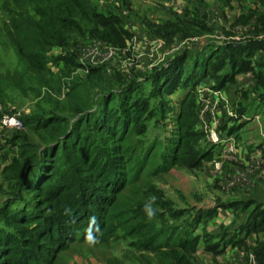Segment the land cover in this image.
Returning <instances> with one entry per match:
<instances>
[{
  "label": "trees",
  "instance_id": "1",
  "mask_svg": "<svg viewBox=\"0 0 264 264\" xmlns=\"http://www.w3.org/2000/svg\"><path fill=\"white\" fill-rule=\"evenodd\" d=\"M3 8L18 55L36 68L45 49L68 44L70 36L63 29L84 33L77 19L89 17L90 10L86 0H6ZM165 37L171 38L169 33ZM260 47L264 42L226 46L210 52L201 66L197 60L186 64L189 56L183 53L153 69L144 80L152 86L149 94L140 84L124 83L91 104L79 96L76 84L68 86L69 117L51 110L40 115L41 122L33 126L40 143L23 141L13 166L3 171L8 190L0 185V194L7 195L0 202V264H56L76 243L106 244L118 238L131 239L139 252L196 251L200 236L194 233L216 211L192 214L174 208L154 179L173 168L193 171L211 159V151L201 149L204 134L196 130L195 87L210 77L215 87L223 88L238 73L253 71L250 58ZM255 78L264 88L262 73ZM180 90L175 112L165 99ZM170 113L175 117L173 136L166 142L148 140L150 121ZM18 132L12 141L20 138ZM153 196L156 215L149 219L144 205ZM235 206L250 210L238 237L264 230V205H230ZM169 220L178 226L163 240L158 224ZM241 243L237 239L235 244ZM256 253L264 264V252Z\"/></svg>",
  "mask_w": 264,
  "mask_h": 264
},
{
  "label": "rangeland",
  "instance_id": "2",
  "mask_svg": "<svg viewBox=\"0 0 264 264\" xmlns=\"http://www.w3.org/2000/svg\"><path fill=\"white\" fill-rule=\"evenodd\" d=\"M4 1L6 0H0V104L2 110L12 111H3L1 116L19 113L23 120V128L18 132L20 138L16 141L13 139L17 146L10 165L4 166L5 160L0 157V185L7 191L3 171L6 167L13 166L12 162L18 158L23 141L40 143L38 134L33 131V126L44 117L40 115H47L51 110L59 112L56 114L58 116L69 117V101L64 97L68 86L76 84L79 96L91 104L100 102L107 92L118 90L124 83L140 84L146 94L150 93V81L144 80L148 79L155 67L163 65L170 58L150 43L152 39L155 44L160 39L164 41L163 34L156 32H161L160 29L153 27L152 33L148 32L142 28L141 21L163 22L170 9L165 7V3L169 2L163 0H86L90 7L87 12L89 17L77 19L78 22L81 21L84 33L63 29L70 36L68 44L45 49L39 57L40 65L36 68L21 59L17 53L12 40L13 33L8 25L9 17L4 12ZM150 16L152 20L149 19ZM169 35L172 36V33ZM144 48L149 49L150 54L141 58L139 53ZM185 53L188 54L189 50ZM193 59L194 56H191L186 64H192ZM59 86L63 88L60 91ZM26 91L33 99L29 96L28 100H17V106L22 108L30 103V106L36 107L37 104L35 114L30 116L13 109L16 108L14 101L17 92ZM182 94L180 90L165 99L175 112H178L176 101ZM57 104L60 106L56 110ZM27 110L25 108L24 112L27 113ZM175 129L173 113L161 119L153 118L149 123L148 140L158 138L166 142L173 136ZM201 149L204 152L206 149L211 150L206 141L202 143ZM209 162L210 158L204 160L193 171L173 168L154 179L155 185L166 199L173 202L174 208L188 210L192 214L196 211H216L213 217L201 221L199 229L194 233L200 236L196 251L177 249L169 255L139 252L131 244V239L118 238L106 244H94L91 241L76 243L59 256L56 264H252L248 249H237L243 243L235 244L240 239L237 235L250 210L230 205L243 204L248 196L262 194L243 192L237 186L241 182L237 181L233 170L225 173L224 168L219 174H214ZM236 166L234 164V168ZM239 166L243 167L242 164ZM248 189L252 187L249 186ZM6 197L7 195L0 194V202ZM177 226L170 220L159 223L158 228L164 232L163 240ZM181 232L182 230L177 236ZM248 239L247 245L252 247V236ZM212 243L218 245L208 250ZM217 248L220 250L219 254H215Z\"/></svg>",
  "mask_w": 264,
  "mask_h": 264
},
{
  "label": "crops",
  "instance_id": "3",
  "mask_svg": "<svg viewBox=\"0 0 264 264\" xmlns=\"http://www.w3.org/2000/svg\"><path fill=\"white\" fill-rule=\"evenodd\" d=\"M163 1L169 2L165 3V7L171 10L163 22L141 21L146 31L152 33V28L158 27L164 36V41L160 39L157 44L153 43V39L150 41L156 50L164 51L166 57L170 58L161 66H167L186 50H189V58L194 56L193 60L200 65L201 55L202 64L214 50L226 46L236 48L253 41L264 42V0ZM149 19L152 20L151 16ZM165 33H172L171 38L166 39ZM149 49L144 48L139 53L140 57L149 55ZM250 65L253 71L238 73L234 81L223 88L215 87V81L210 77L196 85V130L204 134V141L211 149L209 166L215 171L214 174H219L224 168L225 173L233 170L237 181L241 182L237 186L243 192L262 194L248 196L246 201L264 205V88L257 85L255 78V74L260 72L264 77L263 48L254 51ZM26 93L17 92L14 101L16 108L13 109L30 116L35 114L37 104L36 107L30 106V103L22 108L17 106V100L24 101L31 97ZM25 108L28 109L27 113L24 112ZM3 111L7 113L12 110H2L0 104V116ZM12 134L0 124V157L5 160L4 166L10 165L16 151ZM212 134L217 137V142L211 139ZM230 145H233V149L229 150ZM234 164H237L235 168ZM249 186L252 189H248ZM251 236L254 240L252 247L247 245ZM239 237L243 239V245L237 246V249H248L252 264H259L256 252L257 249L264 252V230L248 236L240 234Z\"/></svg>",
  "mask_w": 264,
  "mask_h": 264
},
{
  "label": "built area",
  "instance_id": "4",
  "mask_svg": "<svg viewBox=\"0 0 264 264\" xmlns=\"http://www.w3.org/2000/svg\"><path fill=\"white\" fill-rule=\"evenodd\" d=\"M0 124L3 128L10 132H17L23 128L21 115L19 113H12V114H3L0 116ZM211 138L214 142H217L218 139L215 134H212ZM228 149H233V145H230Z\"/></svg>",
  "mask_w": 264,
  "mask_h": 264
},
{
  "label": "clouds",
  "instance_id": "5",
  "mask_svg": "<svg viewBox=\"0 0 264 264\" xmlns=\"http://www.w3.org/2000/svg\"><path fill=\"white\" fill-rule=\"evenodd\" d=\"M155 197H151L150 201L144 205V209L146 211V215L149 219L156 215V207L155 205Z\"/></svg>",
  "mask_w": 264,
  "mask_h": 264
}]
</instances>
